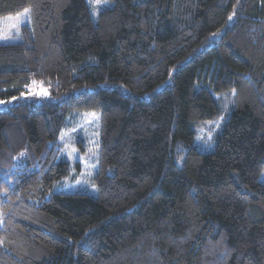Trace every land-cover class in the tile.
<instances>
[{
    "label": "trees",
    "instance_id": "16d2710c",
    "mask_svg": "<svg viewBox=\"0 0 264 264\" xmlns=\"http://www.w3.org/2000/svg\"><path fill=\"white\" fill-rule=\"evenodd\" d=\"M112 1L0 0L33 22L0 43V264H264V0ZM214 91L234 108L203 152ZM77 110L101 113L97 197L52 192Z\"/></svg>",
    "mask_w": 264,
    "mask_h": 264
},
{
    "label": "rangeland",
    "instance_id": "374dc122",
    "mask_svg": "<svg viewBox=\"0 0 264 264\" xmlns=\"http://www.w3.org/2000/svg\"><path fill=\"white\" fill-rule=\"evenodd\" d=\"M93 17L99 12L112 7V0H87ZM32 13L26 8L16 14L0 17V43H18L24 40L25 28L32 31ZM27 92L39 97H49L48 86L32 83L27 86ZM215 97L221 104V113L211 119L198 121L194 127L196 134L192 146L203 152H213L218 136L229 121L234 108V91L218 94ZM14 103V98L0 103V109ZM101 113L98 110H77L67 116V125L62 130L57 146L58 161L69 166L67 176L59 180L53 187V193H87L97 197L98 191L95 177L100 165ZM22 155L18 156L20 159ZM264 182V171L260 174ZM1 222V215H0Z\"/></svg>",
    "mask_w": 264,
    "mask_h": 264
}]
</instances>
